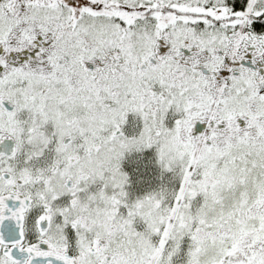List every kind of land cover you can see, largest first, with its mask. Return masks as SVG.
I'll return each mask as SVG.
<instances>
[{
  "label": "snow or ice",
  "instance_id": "snow-or-ice-1",
  "mask_svg": "<svg viewBox=\"0 0 264 264\" xmlns=\"http://www.w3.org/2000/svg\"><path fill=\"white\" fill-rule=\"evenodd\" d=\"M0 264H264V0H0Z\"/></svg>",
  "mask_w": 264,
  "mask_h": 264
}]
</instances>
